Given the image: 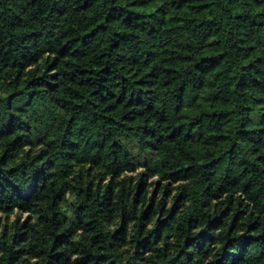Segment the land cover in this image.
<instances>
[{"label": "trees", "instance_id": "16d2710c", "mask_svg": "<svg viewBox=\"0 0 264 264\" xmlns=\"http://www.w3.org/2000/svg\"><path fill=\"white\" fill-rule=\"evenodd\" d=\"M0 264H264V0H0Z\"/></svg>", "mask_w": 264, "mask_h": 264}]
</instances>
